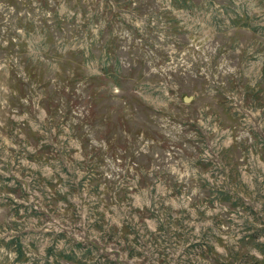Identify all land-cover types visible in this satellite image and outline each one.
<instances>
[{
    "label": "rangeland",
    "instance_id": "1",
    "mask_svg": "<svg viewBox=\"0 0 264 264\" xmlns=\"http://www.w3.org/2000/svg\"><path fill=\"white\" fill-rule=\"evenodd\" d=\"M0 264H264V0H0Z\"/></svg>",
    "mask_w": 264,
    "mask_h": 264
},
{
    "label": "water",
    "instance_id": "2",
    "mask_svg": "<svg viewBox=\"0 0 264 264\" xmlns=\"http://www.w3.org/2000/svg\"><path fill=\"white\" fill-rule=\"evenodd\" d=\"M183 99H184L185 102H190V101H192L194 99V95H192V94H190V95L185 94L183 96Z\"/></svg>",
    "mask_w": 264,
    "mask_h": 264
}]
</instances>
